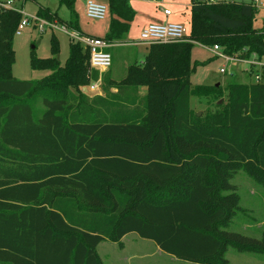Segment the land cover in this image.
<instances>
[{"label":"trees","instance_id":"16d2710c","mask_svg":"<svg viewBox=\"0 0 264 264\" xmlns=\"http://www.w3.org/2000/svg\"><path fill=\"white\" fill-rule=\"evenodd\" d=\"M190 1V36L148 45L117 85L102 75L105 97L90 102L89 53L77 43L61 65L52 38V58L31 60L49 75L12 78L23 15L0 8V264H103L98 246L132 233L191 264H230V247L264 255V238L225 230L242 211L237 172L264 188V66L258 83L190 87L194 44L261 61L264 26L254 28L253 4ZM75 2L60 3L73 12ZM107 4L105 40L119 43L135 12L127 0ZM37 19L82 33L74 12L67 23L42 7ZM191 97L223 102L199 117Z\"/></svg>","mask_w":264,"mask_h":264},{"label":"rangeland","instance_id":"374dc122","mask_svg":"<svg viewBox=\"0 0 264 264\" xmlns=\"http://www.w3.org/2000/svg\"><path fill=\"white\" fill-rule=\"evenodd\" d=\"M10 1L12 2L11 6H13L15 10L21 12L23 19L28 21V25L21 30V34L15 35L13 40L15 62L12 66V78L19 81H39L49 75L50 72L46 70H33L31 67V60L34 57L41 60L52 58V38H56L58 42L59 54L57 58L61 65H64L69 57L71 43L69 37L70 30L67 28L65 30V27L61 24L49 26V24L37 19V12L40 8H49L51 12L57 13L64 22H70L74 12L77 16L79 29L84 34L104 38L109 32L111 21L109 13L103 21L88 19L84 12V0H76L73 12L65 5H61V0H0V3ZM166 1L169 2V5L163 6V8L170 10L174 14L176 23L183 26L187 30L188 36H190V0ZM232 1L239 4H253L257 9L253 20V26L255 29H261L264 26V0H258L257 3L255 2L256 0ZM100 2H105L106 4L107 0H101ZM141 2L142 3L132 4L138 13L137 20H140L146 15L152 16L155 9L159 10L157 8L158 6L156 7L142 0ZM136 25L137 24H135V26ZM135 26L132 27V30L125 40L111 49L112 69L110 71L112 72L115 70V74L118 75L116 76L117 78L124 72L127 74V66L138 63L137 60H139V57L136 53L135 44L140 41V29H137ZM140 43V45H144L142 42ZM230 59V62H226L224 59L214 55L212 48L194 44L191 51L193 72L190 76V87L220 85L221 88H225L232 82L250 84L255 82V75L261 71V67L264 65V59L261 61L255 59L257 60L255 61L253 57H251L250 60H240L238 58ZM253 62H256V64L250 65ZM221 69H225L226 73L221 74ZM106 72L108 73L109 70ZM106 72H103V74ZM95 73L97 72L93 71L90 74L89 86L81 89L82 92L87 95L88 102L96 97H105L102 87V83L104 82L99 84L96 92L90 91V87L94 84V81L98 79H101V81L103 80V74L100 75L97 73L95 79ZM106 78H108V81H111L108 75H106ZM119 82L115 81V85ZM84 89H86V91H84ZM116 90L115 87L110 89L111 92ZM99 93L101 95H99ZM137 94L140 98L143 97L146 95V89L143 87L138 88ZM25 101L32 103L35 114L37 115L44 110L40 96H32ZM222 102L223 100L217 101L213 99L191 97L190 107L194 113H197V115L200 114L199 117H203L208 112H215L216 105ZM231 183L237 188V193L240 196V210L242 211L232 219L225 230L260 239L261 234L264 233V188L258 185L243 170L237 172L235 177L231 180ZM246 226H248V229H246ZM101 246L102 247L99 249V256L103 264H154L152 259L140 260V258L146 255L159 258L165 254L159 251L152 241H145L134 233L126 236L122 242V246H117L107 241ZM226 258L230 261V264H264V255L246 252L241 253L232 247L228 249ZM127 260H129V262Z\"/></svg>","mask_w":264,"mask_h":264},{"label":"built area","instance_id":"2783aa9c","mask_svg":"<svg viewBox=\"0 0 264 264\" xmlns=\"http://www.w3.org/2000/svg\"><path fill=\"white\" fill-rule=\"evenodd\" d=\"M84 1H85V15L88 19L99 20V21H103L106 19L108 14V7L104 3H101L100 1L97 0H84ZM143 1L153 4H160L162 2V0H143ZM202 1L208 4H216L218 2H222V1L229 2L231 0H202ZM257 1L258 0H256L255 2L257 3ZM11 5H12L11 1L6 3H0V8L14 9L13 6ZM164 14L166 16H169L171 12L169 10H165ZM27 25H28V21L26 19H23L18 26L16 35H20L21 30L24 29V27H26ZM52 25L55 24H49V26ZM64 29L66 30V27ZM69 37L72 43L80 44L83 47V49L89 53V66L91 72L96 71L101 75L103 74V72L110 70V68L112 67V56L109 52V49L112 48V45L109 42H107L105 39L89 36L74 31L69 32ZM187 37H188L187 30L179 24H171V23L149 24L141 31L140 42L145 43L147 45L176 43V42L185 41ZM211 48L213 50L214 55L224 59L226 62H230L231 61L230 58H233L225 55L223 49L219 46H214ZM253 59L254 60L257 59L256 56H253ZM255 64L256 62L255 63L253 62L250 65H255ZM220 73L221 74L226 73L225 69H221ZM260 80H261V71L255 75V83L260 82ZM100 83H101V79L94 81V84L90 87V91L92 92L97 91Z\"/></svg>","mask_w":264,"mask_h":264},{"label":"crops","instance_id":"0c3cea01","mask_svg":"<svg viewBox=\"0 0 264 264\" xmlns=\"http://www.w3.org/2000/svg\"><path fill=\"white\" fill-rule=\"evenodd\" d=\"M82 1V0H81ZM101 1V0H100ZM129 3H130V5H131V7H132V9L134 10V12H135V16H134V19H133V21L130 23V30H129V33H130V31L132 30V27L133 26H135V24H137L135 27L137 28V29H140V33H141V31L143 30V28L145 27V26H147L148 24H164V23H171V24H178V23H176V18L174 17V14L171 12V14L169 15V16H166L165 14H164V11L165 10H168V9H166V8H163V6H168L169 5V2H167L166 0H162V2L160 3V4H153V3H150V4H152V5H155L159 10H156L155 9V11H153V13H152V16H150V15H146V16H143V18H141L140 20H137V18H138V13H137V11L134 9V7H133V5H134V3H142L141 2V0H127ZM143 1V0H142ZM101 3H103V2H101ZM104 4H105V2H104ZM133 4V5H132ZM107 7H108V4L106 3L105 4ZM84 12H85V6H84ZM108 13H109V9H108ZM190 13H191V1H190ZM109 15H110V13H109ZM60 18V17H59ZM110 18H112L111 17V15H110ZM190 18H191V14H190ZM61 19V18H60ZM65 22H67V21H65ZM68 23V22H67ZM55 25H59V24H55ZM65 27V26H64ZM128 33V34H129ZM82 34H84V33H82ZM128 34H127V36H128ZM86 35H88V34H86ZM140 35V34H139ZM90 36V35H89ZM127 36H126V38H127ZM99 38V37H98ZM101 39H105V37L104 38H101ZM139 42V43H138ZM137 42V44H135V46H136V53H137V55H138V57H139V60H137L138 61V63L137 64H142L143 62H144V59H145V57H146V55H147V53H148V45L147 44H145V43H143L144 45H140L141 43H140V41H138ZM120 43V42H119ZM119 43H110L111 45H112V48L113 47H115V45H117L118 46V44ZM111 48V49H112ZM111 49H109V52L111 53ZM135 60V61H136ZM131 65V64H130ZM129 65V66H130ZM129 66H127L126 68H128ZM112 69V67L110 68V70ZM109 70V72L107 73H104L103 75H108L109 76V79L112 81V82H119L120 80H122V79H124V77H125V75H126V72H124L123 74H121V76L119 77V78H117L116 76H118V75H116L115 74V70L114 71H110ZM126 71H127V69H126ZM111 76V77H110ZM248 84V83H247ZM84 91H86V89H84ZM88 91V90H87ZM117 91V90H116ZM116 91H113V93H115ZM96 92V91H95ZM99 95H101L100 93H99ZM246 229H248V226H246ZM130 235V234H129ZM126 236H128V235H126ZM126 236L122 239V242L124 241V239L126 238ZM261 238H264V233H262L261 234ZM260 238V239H261ZM145 241H148V240H145ZM106 242V241H105ZM105 242H102L99 246H98V248H97V252H98V254H100L99 253V249H100V247H102L101 245H103ZM115 245H117L118 246V244H115ZM157 249H158V247H157ZM159 250V249H158ZM160 251V250H159ZM141 259H152L153 260V263L154 264H156V263H158V264H191V263H187V262H182V261H179V260H177L175 257H173V256H170V255H167V254H163L162 256H160L159 258H157L156 256L154 257H151V256H144L143 258H140V260ZM262 260V259H261ZM128 262H129V260H127ZM229 263H230V261H229Z\"/></svg>","mask_w":264,"mask_h":264},{"label":"water","instance_id":"95a60500","mask_svg":"<svg viewBox=\"0 0 264 264\" xmlns=\"http://www.w3.org/2000/svg\"><path fill=\"white\" fill-rule=\"evenodd\" d=\"M216 86H219V85H216ZM198 116H200V114H198Z\"/></svg>","mask_w":264,"mask_h":264}]
</instances>
